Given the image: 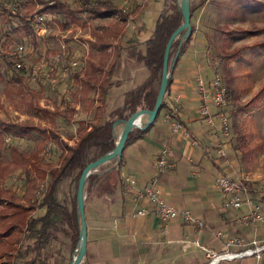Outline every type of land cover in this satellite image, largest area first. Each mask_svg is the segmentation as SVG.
I'll use <instances>...</instances> for the list:
<instances>
[{
    "label": "trees",
    "instance_id": "1",
    "mask_svg": "<svg viewBox=\"0 0 264 264\" xmlns=\"http://www.w3.org/2000/svg\"><path fill=\"white\" fill-rule=\"evenodd\" d=\"M158 1L149 36L124 44L121 37L125 33L129 17L138 11V5L127 10L113 0H44L38 8H34L33 0H0V12L4 14V18L15 20L25 34L35 33L36 15L53 20L60 29H68L72 25H87L79 16L80 13H86L89 18L117 14L118 18L115 20L90 28V33L94 36L92 42L107 46L113 39H117L120 41L119 49L126 53L131 61L145 68L147 73L141 82L123 92L120 105L107 111L103 105L106 91L112 86L124 84L123 78L111 77L112 66L107 65L103 68L83 57L74 60L77 63L63 65L68 66V76L65 80L73 79L77 83L79 96L86 98L93 90L98 101L91 118L75 119V105H71L63 98L54 101L52 108L39 102L38 97L44 90V81H49L58 69V63L53 61L54 55L57 54L55 48H46L45 59L51 55L50 67L35 79L31 78L30 63L22 60L21 66H17L11 59L8 48L1 52L3 64L0 68V80L4 83L2 92L8 98L16 94L27 107L51 115L52 120L50 125H39L0 117V149L7 143L10 152L8 158H0V181L15 172L18 173L17 181L8 185L0 183V264H17L15 258L19 264H68L76 255L81 224L76 190L82 169L87 163L115 147L118 124L138 108L153 107L158 90L155 82L160 79L166 41L183 22L179 0ZM195 8V5L190 4V13ZM183 33L184 30L172 41L168 65L172 54L177 51L180 40L181 49L191 34L190 32L187 37H183ZM169 80L170 77L168 83ZM260 82L261 85L255 93L245 100V105L252 104L264 96V79ZM163 105L164 100L156 117ZM54 116H61L77 125L73 144L68 143L55 128ZM153 122L145 127L131 129L120 158H113L107 162L109 164L99 165L100 170L92 171L87 176L84 200L99 180L98 172L121 165L123 151L131 138L143 133ZM31 132L42 134L43 137L29 153L6 141L7 137L21 138ZM50 144L53 147L51 151L47 147ZM54 151L57 153L55 161ZM66 179L74 185V193L70 200L57 198L60 185ZM249 188L251 191H258L250 185ZM260 200L264 206V192ZM38 209L42 211L37 213ZM64 226L71 230L70 255L65 262L56 257V252L51 248L56 232L63 230Z\"/></svg>",
    "mask_w": 264,
    "mask_h": 264
},
{
    "label": "crops",
    "instance_id": "2",
    "mask_svg": "<svg viewBox=\"0 0 264 264\" xmlns=\"http://www.w3.org/2000/svg\"><path fill=\"white\" fill-rule=\"evenodd\" d=\"M127 31L126 25L121 41L136 34ZM196 43L187 40L170 60L164 105L153 124L131 138L121 165L98 172L99 180L88 196L92 198L93 220L92 224L87 221L88 264H207L203 258L206 249L240 251L253 247L254 240L264 242V217H255L257 212L264 216V211L255 194L242 192L240 205H229L215 183V168L222 164L212 142L217 141L221 127L217 122L207 123L199 115L203 102L209 104L212 113L216 110L210 102V88L204 96L198 91L197 76L202 75L209 83L213 74ZM124 57L120 56L126 63L127 56ZM175 122L179 129H173ZM163 147L168 150L170 167L156 163ZM128 176L135 180L130 187ZM151 181L158 184L167 201L189 208L203 226L197 228L180 216L163 219L151 203L137 199V190ZM143 204L150 212L131 215L133 208ZM90 233L95 236L90 238ZM230 240L234 241L228 244ZM213 264H264V250L259 256L253 253L219 257Z\"/></svg>",
    "mask_w": 264,
    "mask_h": 264
},
{
    "label": "rangeland",
    "instance_id": "3",
    "mask_svg": "<svg viewBox=\"0 0 264 264\" xmlns=\"http://www.w3.org/2000/svg\"><path fill=\"white\" fill-rule=\"evenodd\" d=\"M42 1L44 0H33L34 8H38ZM113 1L127 10L138 5L136 14L129 17L127 21V32L134 31L136 34L129 37L128 40L127 37L124 38L122 43L146 39L153 26L154 9L158 6L159 1ZM190 4L195 5L196 8L191 12L190 17L191 34H194L189 37L188 41L197 42L202 60L205 58L212 74H219L228 89L227 103L220 109L228 114L230 128L227 133L221 127L220 118L214 117L216 125H220L221 130L216 135L217 141L212 142V146L215 150L219 146H223L225 149L224 154L217 156V160L222 165L215 166V183L217 184L220 174H227L237 179L242 186V191L255 194L264 211L263 203L260 200L264 192V96L252 104H244L245 100L250 98L261 85L260 81L264 79V0H190ZM79 16L86 21V26L72 25L68 29H60L53 20L43 16L39 21L45 24V31L39 34L35 30L34 34H25L15 20L4 18V14L0 12V54L5 48L17 50L22 45L23 50L21 53H17V56L21 55L23 61L33 64L41 57L45 58L46 48L51 47L55 48L56 53L59 54V66L69 64L80 57L96 62L93 60L94 58L97 60L96 64L98 63L103 68L107 65L112 66L111 77L123 78L124 84L113 86L106 91L105 96L108 97L104 98L103 105L108 111L118 105L124 90L141 82L147 73L145 68L129 61L130 58L127 54L119 49L120 41L112 40L109 46H100L92 42L94 36L90 33V28L96 24L115 20L118 18L117 14L102 15L98 18H89L86 13H80ZM34 25L36 29V21ZM6 38H8V42ZM125 55L127 56L126 63L122 62L120 58ZM50 57L49 54L47 57L48 68L50 67ZM2 64L0 55V68ZM159 80L155 82L157 87ZM3 87L4 83L0 80L1 118L39 125L51 124V115L27 107L16 94L8 98L2 92ZM38 98L41 105L50 108L53 107L54 101H58L60 98L67 100L71 105H75V119L91 118L98 104L93 90L86 98H81L78 85L73 79L63 80L54 88L50 87L49 81H44V90ZM215 110L212 109V111ZM213 114H217L216 111ZM54 118L55 128L68 143L73 144L76 139L77 125L61 116H54ZM143 119L145 120L146 116ZM122 129L123 124H118L116 127L118 135ZM42 137V134L31 132L21 138L7 137L6 141L29 153ZM47 147L50 151L53 148L52 144ZM56 154L54 151V161L57 158ZM0 156L4 159L10 156L7 143L0 149ZM168 163L167 166L158 163L157 165L160 167L172 166L171 161L168 160ZM98 170H100L99 167L96 168V171ZM116 174L118 173L113 175L116 176ZM16 176L18 177L17 172L11 174L7 179L1 180L0 183L8 185L15 182L17 181ZM249 185L251 188H257L258 191H251ZM73 193L74 185L69 182V179H66L60 185L57 198L70 200ZM84 194H86V189H84ZM91 208L92 198L90 196L84 200L86 223L88 221L89 224H92L93 221ZM36 211L38 213L42 210ZM195 226L199 227L196 224ZM70 233L71 230L68 226H64L63 230L56 232V238L51 243V248L56 252L55 256L63 262L70 255ZM89 236L93 238L95 235L90 233ZM88 250L90 249L87 246L86 253ZM224 252L206 249L204 253L207 255L203 258L207 259L208 263ZM86 253L83 261L88 263L90 255ZM83 261L80 264H86ZM18 262L15 258V263L19 264Z\"/></svg>",
    "mask_w": 264,
    "mask_h": 264
},
{
    "label": "built area",
    "instance_id": "4",
    "mask_svg": "<svg viewBox=\"0 0 264 264\" xmlns=\"http://www.w3.org/2000/svg\"><path fill=\"white\" fill-rule=\"evenodd\" d=\"M42 16L36 15V26L35 29L37 33L41 34L45 31V24L39 21ZM23 50V46L20 45L17 50H8V53L10 57H12V60L15 62L17 66H21V55L17 56V53H21ZM53 61L55 63L59 64V54H55ZM72 63H77V61H72ZM48 69L47 66V60L45 58H40L33 64H31L30 68V74L31 78L35 79L37 78L41 72H46ZM68 76V66H59L55 74H53L49 78L50 87L54 88L59 81H63ZM196 83L198 87V91L204 96V93L206 92V89L209 87L211 96H210V102L215 107L216 113L213 114L210 110L209 104L206 102L201 103L199 108V115L204 118V120L211 124L215 125L214 117L218 116L221 121V127L223 128L224 132L227 133L230 128V122L228 118V114L220 109H222L226 103H227V86L223 82L221 76L219 74H215L212 76L209 83L205 81L204 77L202 75L197 76ZM180 125L178 122H175L173 124V129H179ZM217 153L219 155H222L225 153L224 147L219 146L217 148ZM156 162L159 165L167 166L169 165L167 160V148L163 147L161 148L159 155L156 159ZM126 181L128 182V186H132L135 183V180L126 177ZM217 185L219 189L222 191L224 195V200L226 204L233 205V206H239L243 195H242V186L240 182H238L237 179L230 177L227 174H220L217 178ZM128 187V188H129ZM136 198L137 199H145L148 203H151L153 205V210L157 213L158 216H160L163 219H170L174 217H182V219L186 222H192L199 227L203 226V221L198 218L197 215H195L189 208L185 207H177L167 201L163 195L162 192L158 186V184L154 181L146 183L143 188L138 189L136 192ZM150 212V208L143 205H138L131 211V215L137 216V215H144L146 213ZM259 217L263 219V215L259 212L255 214V217ZM234 240H230L228 242L231 243ZM254 246L253 247H246L243 248L240 251H226L222 253L223 256H230V257H236L243 254H253L256 253L258 256L260 255V252L264 250V242L257 243L255 240L253 241ZM221 254H219V257Z\"/></svg>",
    "mask_w": 264,
    "mask_h": 264
},
{
    "label": "water",
    "instance_id": "5",
    "mask_svg": "<svg viewBox=\"0 0 264 264\" xmlns=\"http://www.w3.org/2000/svg\"><path fill=\"white\" fill-rule=\"evenodd\" d=\"M181 12L183 15V22L170 34L169 38L166 41L164 54H163V62H162V69L161 75L158 85V90L155 98V102L153 107L151 108H138L133 111L129 117L123 120V129L121 133L118 135L117 133V140L115 147L107 153L102 154L101 156L97 157L95 160L90 161L86 164V166L82 169V172L78 179V185L76 190V201H77V209L80 215V228H79V239H78V247L76 255L70 260L68 264H80L83 261V257L85 256L86 249H87V223L85 218L84 212V189L86 185V178L92 172L95 171L99 165L109 162L111 159L116 158L119 159L124 142L127 138V135L131 129L134 127H145L147 124L154 121L161 102L164 98V94L168 84V58H169V50L171 48L172 41L174 38L184 30L183 37H187L191 32V13H190V0H179ZM179 42L177 51L175 52V56H177L178 52L180 51V44ZM146 116L144 120L143 117ZM143 119V120H142ZM117 121L114 122L116 125ZM218 259V258H217ZM216 259V260H217ZM214 262H208L207 264H213Z\"/></svg>",
    "mask_w": 264,
    "mask_h": 264
},
{
    "label": "bare ground",
    "instance_id": "6",
    "mask_svg": "<svg viewBox=\"0 0 264 264\" xmlns=\"http://www.w3.org/2000/svg\"><path fill=\"white\" fill-rule=\"evenodd\" d=\"M219 256V255H218ZM218 256H216L212 261L213 262H215L216 261V259L218 258ZM220 256H222L223 257V255L221 254ZM211 262V261H210Z\"/></svg>",
    "mask_w": 264,
    "mask_h": 264
}]
</instances>
